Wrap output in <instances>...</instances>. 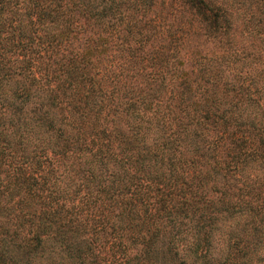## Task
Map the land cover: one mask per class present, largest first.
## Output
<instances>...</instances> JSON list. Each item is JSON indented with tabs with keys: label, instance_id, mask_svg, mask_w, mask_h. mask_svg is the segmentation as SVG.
I'll list each match as a JSON object with an SVG mask.
<instances>
[{
	"label": "trees",
	"instance_id": "trees-1",
	"mask_svg": "<svg viewBox=\"0 0 264 264\" xmlns=\"http://www.w3.org/2000/svg\"><path fill=\"white\" fill-rule=\"evenodd\" d=\"M0 264H264V0H0Z\"/></svg>",
	"mask_w": 264,
	"mask_h": 264
}]
</instances>
